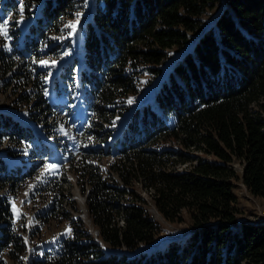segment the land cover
<instances>
[{"label":"trees","instance_id":"1","mask_svg":"<svg viewBox=\"0 0 264 264\" xmlns=\"http://www.w3.org/2000/svg\"><path fill=\"white\" fill-rule=\"evenodd\" d=\"M40 7L46 16L38 22L52 26L49 31L91 13L80 48L82 62L77 57L91 120L107 121L111 103L141 93L138 75L159 78L169 52L182 49L196 34L188 54L156 85L147 86L153 87L157 113L151 106L144 110L147 105L139 114L143 123L133 117L128 138L122 140L128 147L114 165L122 185L145 186L158 214L178 225L187 217L190 231L181 241L157 246L162 227L147 203L139 199L120 205L116 200L127 191L113 189L84 165L93 182L86 204L99 241L71 230L51 264H264V223H238L235 194L242 183L253 197L264 199V0H41ZM217 8L215 23L205 27V16ZM1 64L5 72L11 69L9 59L2 58ZM136 68L139 74L133 76ZM159 112L161 125L154 121ZM165 118L172 123L165 124ZM26 137L38 143L32 151L44 144L0 115V146L5 138L16 143ZM168 144L178 149H162ZM172 159L188 169L169 170ZM19 175L18 165L13 168L0 157V190L15 188ZM9 216L6 197H0V221ZM3 230L7 227L0 225Z\"/></svg>","mask_w":264,"mask_h":264},{"label":"rangeland","instance_id":"2","mask_svg":"<svg viewBox=\"0 0 264 264\" xmlns=\"http://www.w3.org/2000/svg\"><path fill=\"white\" fill-rule=\"evenodd\" d=\"M40 5L41 0H0V115L14 119L27 130V135L36 134L44 143L43 146L39 144L37 151H32L38 143L30 141V137L19 138L16 143L5 138L0 146V157L13 168L18 165L20 173L15 188L6 186L0 190V197H6L11 214L6 220L0 221L1 226L7 227V230L0 231V264H51L52 255L62 240L67 234L72 236L71 230H83L99 241V231L91 220L86 204L93 182L85 166H92L95 174L102 175L105 184L113 189L127 191L126 196L116 200L120 205L127 206L139 199L147 203L146 209L162 227L157 246H162L167 240H183L190 231L187 217L181 225L162 218L154 208L145 186L140 183L130 187L122 185V176L114 170V165L119 164L120 158L124 156L120 151L128 147L122 140L132 129L134 118L139 121L138 124L143 123L139 120L141 109L148 105L144 110L151 106L157 113L150 94L153 87L147 86L153 82L156 85L173 63L188 54L191 40L196 34L191 35L185 47L169 52V57L166 56L160 65L164 73L159 78L152 75L142 77L138 75L139 71L136 72L139 68H136L131 74L141 78V93L111 103L106 108L112 114L107 121H101L99 117L91 120L94 116L90 111V101L80 84L77 65V57L82 62L80 48L91 13L80 16L75 29L70 26L76 22H69L61 29L57 27L49 31L52 26L45 28L38 22L46 16ZM88 6L92 7V1ZM219 10L217 8L207 13L205 27L215 23ZM38 28L43 29L42 34L40 30L36 31ZM2 58L12 63L7 72L2 67ZM41 61H47L48 64H42ZM23 75L29 76L28 79L21 77ZM130 100L132 103H129ZM41 104H45L43 108ZM45 106L52 109H46ZM159 116H155L154 121L164 124L161 112ZM165 119V124L173 121L171 118ZM98 122L103 127H95ZM97 130L103 132V136ZM167 146L162 149H178L173 144ZM184 152L190 157L207 158L196 151ZM173 160L168 164L169 170L176 168L179 172L188 169L186 165L179 164L177 159ZM176 164L179 165L174 167ZM49 165L56 167L53 169ZM234 166L238 172L241 171L240 164ZM131 179L142 182L136 177ZM235 194L240 210L237 222L263 224L264 199L253 197L242 183L236 185ZM79 235L77 232L75 237Z\"/></svg>","mask_w":264,"mask_h":264},{"label":"snow or ice","instance_id":"3","mask_svg":"<svg viewBox=\"0 0 264 264\" xmlns=\"http://www.w3.org/2000/svg\"><path fill=\"white\" fill-rule=\"evenodd\" d=\"M21 11H23V7H21ZM78 24H79V20L77 19L76 23L73 24V25H71L70 27H72L73 29H75L76 28V25H78ZM41 63L42 64H45V65L48 64L47 61H41ZM129 103H132V101L130 100ZM49 167L54 169L56 166L55 165H49ZM69 231H70V229H69Z\"/></svg>","mask_w":264,"mask_h":264},{"label":"built area","instance_id":"4","mask_svg":"<svg viewBox=\"0 0 264 264\" xmlns=\"http://www.w3.org/2000/svg\"><path fill=\"white\" fill-rule=\"evenodd\" d=\"M263 214H264V213H263ZM263 214H262V215H263ZM251 223H255V222H251Z\"/></svg>","mask_w":264,"mask_h":264}]
</instances>
